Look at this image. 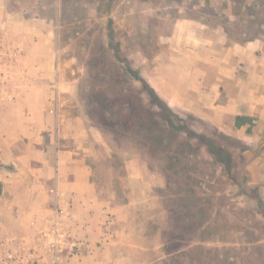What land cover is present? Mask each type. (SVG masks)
<instances>
[{"label":"rangeland","instance_id":"rangeland-1","mask_svg":"<svg viewBox=\"0 0 264 264\" xmlns=\"http://www.w3.org/2000/svg\"><path fill=\"white\" fill-rule=\"evenodd\" d=\"M182 16L264 44V0H0V140H17L23 185L48 195L73 180L58 160L72 149L102 200L132 203L115 264H264V122L247 117L244 139L227 135L162 107L143 82ZM38 223L35 243L49 230Z\"/></svg>","mask_w":264,"mask_h":264},{"label":"crops","instance_id":"crops-1","mask_svg":"<svg viewBox=\"0 0 264 264\" xmlns=\"http://www.w3.org/2000/svg\"><path fill=\"white\" fill-rule=\"evenodd\" d=\"M227 36L224 27L207 20L177 18L170 33L160 36V43L168 45L167 49L156 55L152 71L144 69L143 79L174 112L192 114L227 135L244 139L249 127L247 117L254 118V123L264 122V44L260 39L230 43ZM15 144L14 138L2 136L0 140V264H26L30 257L41 255L43 264H52L54 253L49 242L58 209L62 210L59 264H115L114 259H127V235L129 226L135 223L129 213L132 203L116 202L114 206L102 200L91 183L86 158H77L72 149L59 151L58 160L72 166L65 176L72 175L73 180L63 181L62 186L56 184L48 195L42 186L23 185L22 154L13 151ZM7 165L14 168L8 170ZM50 170L47 175L53 176L52 167ZM33 171L36 176L41 172ZM58 176L62 178V172ZM49 196L54 201L50 209L42 200ZM42 218L49 223L45 233L49 239L37 237L47 239L43 247L33 237ZM144 223L143 219L142 231ZM62 237L69 241L64 257ZM100 238L107 243L101 252L96 248ZM73 242L79 247L77 253H71L76 247L72 248ZM114 243L116 252L111 251ZM39 246H45L47 254Z\"/></svg>","mask_w":264,"mask_h":264},{"label":"built area","instance_id":"built-area-1","mask_svg":"<svg viewBox=\"0 0 264 264\" xmlns=\"http://www.w3.org/2000/svg\"><path fill=\"white\" fill-rule=\"evenodd\" d=\"M59 213L57 214L56 219L54 220V226H53V230H52V239L49 242V248H51V250L54 253V258L52 260V264H59V257H58V246L61 242L60 236H61V221L59 219V217L61 216L60 213L62 212V210L58 209ZM76 246V243H72V248H74ZM26 264H38L37 261L35 260H31V258H29L26 261Z\"/></svg>","mask_w":264,"mask_h":264},{"label":"trees","instance_id":"trees-1","mask_svg":"<svg viewBox=\"0 0 264 264\" xmlns=\"http://www.w3.org/2000/svg\"><path fill=\"white\" fill-rule=\"evenodd\" d=\"M143 82H144V85H146L147 87H149V89L153 92V94H154V96L160 101V105L162 106V107H165V108H170L157 94H156V92L154 91V89L145 81V80H143Z\"/></svg>","mask_w":264,"mask_h":264}]
</instances>
